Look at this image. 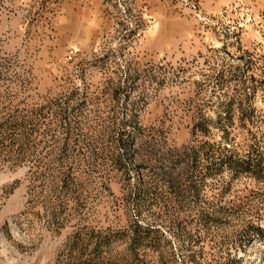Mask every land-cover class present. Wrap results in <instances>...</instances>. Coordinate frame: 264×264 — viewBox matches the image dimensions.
Instances as JSON below:
<instances>
[{
    "label": "rangeland",
    "instance_id": "374dc122",
    "mask_svg": "<svg viewBox=\"0 0 264 264\" xmlns=\"http://www.w3.org/2000/svg\"><path fill=\"white\" fill-rule=\"evenodd\" d=\"M0 264H264V0H0Z\"/></svg>",
    "mask_w": 264,
    "mask_h": 264
},
{
    "label": "trees",
    "instance_id": "16d2710c",
    "mask_svg": "<svg viewBox=\"0 0 264 264\" xmlns=\"http://www.w3.org/2000/svg\"><path fill=\"white\" fill-rule=\"evenodd\" d=\"M9 121H10V124H9V125H11V123H14V125L19 126L20 124L23 123V122H21V121L17 123L16 120H13V119H12V120H9ZM31 123H32V122H31ZM6 124H7V121H6ZM8 137H9V136L6 135L5 139L8 140ZM10 137H12V136H10ZM15 137H17V136H15ZM16 139H17V138H16ZM16 139L12 138L11 141H12V142H13V141H17Z\"/></svg>",
    "mask_w": 264,
    "mask_h": 264
}]
</instances>
